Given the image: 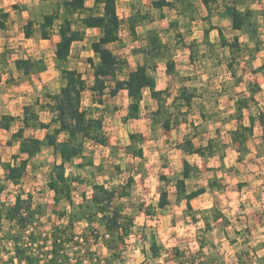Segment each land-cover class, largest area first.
<instances>
[{
    "label": "rangeland",
    "instance_id": "1",
    "mask_svg": "<svg viewBox=\"0 0 264 264\" xmlns=\"http://www.w3.org/2000/svg\"><path fill=\"white\" fill-rule=\"evenodd\" d=\"M58 1L61 0L48 2L0 0V9L10 13L5 25H0V72L2 74L12 72L14 67L13 70L15 69L18 74L14 60L19 57L42 58L47 65L46 71L42 74H34L30 77L20 75L21 78L18 80L9 77L8 74L5 75V82L0 84V94L7 91L8 82L11 83L10 85L22 84L18 92L23 91L26 94L29 99L27 102H35L36 99L45 102L48 99V93L58 92L63 85V79L55 65V49L59 40L58 28L55 26L50 39L41 38L38 31V22L42 19V15L51 12ZM152 1L118 0L122 30L119 40L108 46L119 59L127 62L124 69L118 72V77L125 78L138 64L146 63L150 73L157 80L158 88L166 89L171 94L168 104L183 87L190 92H196L197 96L193 99L191 107L180 106L184 103L177 102L174 111L177 112L181 123L173 133L179 135L187 132L183 140L187 136L196 137L195 142L197 143L205 138L204 142L207 144L208 136H219L220 142H223L220 136H227L236 126L235 120L224 125L229 115L234 113L235 100L244 94L248 95L249 88L254 83L260 84L262 89L257 93L256 101L251 102L250 107L244 110L245 119L249 122L251 114H256V116L259 113L264 114V70L255 72L256 68L264 64V0H220L212 6L211 10L201 0H186L178 2L177 9L165 8L164 18L160 17L159 10L153 8ZM232 2L237 3L242 9L248 7L254 11L253 20L258 29L257 39L261 48L259 51L255 49L256 43L250 33L235 30L230 18L222 14L224 5ZM15 5L19 6V9ZM93 5L94 0H89L87 6L92 8ZM135 15L139 19L133 31L130 23ZM143 15H149V18L142 19ZM30 18L36 21L37 32L33 37L26 38L24 26ZM176 21L177 25H170L171 22ZM211 25L215 28L210 30L207 38L204 30ZM76 27L83 28L80 23ZM219 29L223 31L227 40L233 41L235 37H238L241 42L242 49L236 54L233 68L228 66L233 54L228 47L221 45ZM151 30H156L163 42L167 44L168 56L166 58L155 59L152 55L143 52V49L147 47ZM99 35L98 28H86L84 39L74 43L68 60V65L81 72L89 85L93 83V67L89 58L97 60L92 50V42L97 40ZM167 58H171L175 63V70L171 74H168L166 70ZM232 71L235 72V76ZM105 100L106 105H101L92 99L90 91L84 92V108L91 114L103 118L108 139L107 145L87 139L84 144V154L92 158L96 164H103L107 171L114 169L115 164H120L123 173L119 178L114 179L116 183L124 181L135 168L138 171L141 170V173L135 174L132 196L130 202L126 204V211L135 218L134 235L130 238L129 247L125 253L126 264H174L177 261L173 251L175 247L181 249L184 256L194 258L199 246L200 237L198 236L203 234L204 224L194 222L191 216L194 211L183 209L177 202L174 185L160 179L163 172H170L169 175L173 173L175 176L178 174L179 157L175 155L178 152V144L182 143L178 140L181 136H163L165 130L160 126L151 131L150 121L146 117L153 112L157 104L151 98L148 89L145 91V98L142 102V116L137 120L124 121L129 103V97L125 91H120L115 98L107 95ZM20 104L21 102H18L17 106ZM201 111H205L209 116L208 121H203ZM40 115L44 120H50L52 117V113L48 111H42ZM262 130L260 123H257L255 139L260 140L258 136H262ZM132 132L143 135V140L138 142L137 146L145 148L144 164H141V159L134 158L127 149L131 143L129 135ZM35 134L40 135L41 132ZM61 138L65 139V134H62ZM250 144L253 153L246 154L243 162L240 163L234 157L238 164L232 167L234 170L231 174H224L221 177L226 185L230 184V187L219 203L232 218H239L240 215L245 214L239 206L241 195L237 190L238 183L241 182L244 193L250 192V197L252 194L255 200L264 198V143L263 141L257 143L253 139ZM13 156L10 157L9 151L0 153V158L4 157L5 160L12 159ZM229 156L228 161L230 162L233 157L231 154ZM59 159L52 148H45L33 159L28 174L18 187L12 185L11 182H5L4 171L0 167V178H3L2 184L6 186L0 192V205L14 201L17 190L30 191L35 203L41 204L44 210L38 228L41 233L48 232L53 224L65 223L66 219H61L56 211L70 209L66 199L59 204L55 203L54 191L48 186V181L59 170L57 168L60 164ZM81 161V158L76 159V162ZM67 166L69 167L68 173L77 174L76 166L71 164ZM92 173L91 178L100 181L108 175L107 172H97L93 167L81 170L83 178H90ZM87 187L86 184L75 181L73 196L76 202L81 201V192L87 191ZM163 188L168 190L172 202L165 209H159L158 200ZM230 201L233 202L230 203ZM147 208H150L151 214L146 212ZM235 222L238 223L237 220ZM4 228H9L6 221ZM217 228L222 229L223 225ZM152 235L162 247V256L158 260L151 259L150 255L146 256L142 251V248L148 249ZM211 238L212 233L205 236L208 240L206 244L211 243ZM218 238L219 236L214 237V239ZM5 248L12 250L8 239L1 241L0 259L13 254V251L6 252ZM98 252L102 258L107 255L106 250L99 249ZM202 255L207 264L206 254L202 253Z\"/></svg>",
    "mask_w": 264,
    "mask_h": 264
},
{
    "label": "trees",
    "instance_id": "2",
    "mask_svg": "<svg viewBox=\"0 0 264 264\" xmlns=\"http://www.w3.org/2000/svg\"><path fill=\"white\" fill-rule=\"evenodd\" d=\"M48 2L50 0H40ZM89 0H61L51 11L44 13L38 22L41 38L50 39L55 26L58 28L59 40L55 49V65L63 79V85L58 92L48 93V99L42 102L37 99L34 103L24 106L22 125L14 132L9 144L19 141V153L13 156L14 163L2 161L0 164L7 169L5 182H11L17 186L21 184L32 165V159L36 157L43 147L50 146L60 157L55 176L48 181V186L55 192L54 200L58 203L62 198L68 200L69 210H57L56 213L61 219H66L65 223L53 224L48 232L41 233L38 228L44 215L41 204L34 201V196L30 191L21 189L17 191L13 203L0 205V244L1 241L9 240L13 251L9 257L0 259V264H126L125 253L128 249V242L134 235L135 218L126 211L132 196V188L135 184V174L141 173L136 168L128 177L119 183L114 182L123 173L121 165L115 164L114 169L107 171L103 164H96L92 158L84 154V144L87 139L97 143L107 145L108 139L105 131L104 120L101 116L91 114L83 106L84 92L90 91L92 99L106 105L105 98H115L121 90H127L129 104L124 121L129 119H139L142 112V101L144 99V89L149 88L152 98L158 101V107L151 113V128L154 131L157 126L164 130H171L181 123L177 112L174 111L178 101H182L180 106H192L193 99L197 96L196 92H190L186 87L181 88L178 95L168 104L171 94L166 89L157 88V80L150 73L146 63L138 64L130 71L125 78L118 77V72L122 71L127 65L126 61L118 56L109 48L108 45L116 42L120 38L122 20L119 16L116 0H94L92 8L87 6ZM186 0H153V8L159 10L160 17L164 18V9H177L178 2ZM220 0H201V2L211 10L214 4ZM19 9V6L15 5ZM222 14L231 20L232 27L241 32H249L251 38L256 43L255 49L259 51L260 42L257 39L258 29L253 20L254 11L248 7L240 8L237 3H227L223 7ZM84 15V16H82ZM9 12L0 10V25H5ZM142 19L149 18V15L141 16ZM139 17L135 15L131 18V29L134 31ZM81 24L83 28L76 27ZM170 25H177L171 22ZM36 21L33 18L27 20L24 26L26 38L34 36L36 31ZM86 28H98L100 35L97 40L92 42V50L97 60L89 58L93 67V83L88 81L81 72L68 65L72 47L75 42L81 41L85 37ZM210 26L204 30L205 37L208 38ZM221 45L228 47L233 54L232 60L228 63L233 68V61L236 54L242 49L238 37L233 41L227 40L225 34L219 29ZM145 54L152 55L155 59L166 58L168 47L163 42L160 34L156 30L149 32L147 47L143 49ZM16 68L25 76L38 74L47 69V65L42 58L19 57L15 60ZM166 70L171 74L175 70V63L170 58L166 59ZM264 64L255 69V72L263 71ZM233 76H235V72ZM2 75L0 74V81ZM260 84L254 83L249 88V94L238 97L234 104V113L230 114L227 121L235 120L236 129L231 130L232 139L239 143L238 161L243 162L244 156L248 151L247 142L254 134L256 121L263 128L264 137V114L250 116L249 124L244 123V110L250 107L251 102H255V95L261 91ZM48 109L52 113L50 122L41 120L40 111ZM203 121H208L209 116L205 111H201ZM17 117L5 114L0 118V128L9 129L11 122ZM225 120V121H226ZM43 128L48 132L43 138L26 137L25 128ZM65 134L66 138L61 139ZM130 144L127 146L130 154L134 158L142 160L144 164L145 151L143 146H137L143 140V135L130 133ZM264 143V138H263ZM189 153H198L201 156L213 154V143L209 141L206 146H195L192 138L188 136L182 143L178 144ZM21 154H27L25 158H20ZM81 158V162L76 159ZM76 166L77 174L66 173V164ZM93 167L97 172H107V178L96 180L95 178H83L81 170ZM225 165L223 164V168ZM199 171L196 166L186 160L182 177L176 180L177 201L187 200V209L192 210L190 200L206 191L205 187L198 188L187 193L185 179L190 177L192 172ZM106 177V176H105ZM160 179L170 183L173 178L166 174H161ZM2 180V179H0ZM86 184L87 191L81 192V201L76 202L73 196L74 183ZM240 185V184H239ZM209 188L218 187L221 189L223 184L219 178L209 180ZM6 188L5 184L0 183L1 189ZM171 200L166 188L161 190L158 208L165 209L170 205ZM146 212L151 214L150 208ZM204 220L203 234L199 238V249L195 251L194 258L184 256V252L175 247L173 249L177 261L174 264H205L202 253L206 245L205 233L212 229L211 223L222 217L223 213L216 206L202 211ZM194 222H198L200 217L191 214ZM224 220L227 219L224 217ZM8 222L9 228H4V222ZM99 249L107 251L105 258L98 252ZM143 253L151 259L158 260L162 256V247L156 237L152 235L148 249L142 248ZM240 264H249L246 259L250 256L249 252L243 253Z\"/></svg>",
    "mask_w": 264,
    "mask_h": 264
},
{
    "label": "crops",
    "instance_id": "3",
    "mask_svg": "<svg viewBox=\"0 0 264 264\" xmlns=\"http://www.w3.org/2000/svg\"><path fill=\"white\" fill-rule=\"evenodd\" d=\"M3 12H5V11H3ZM15 60H14V66H15ZM13 68H12V72H9V73L7 72L6 74H2L0 72V74L2 75V80L0 81V84L5 82L4 79H5V75H7V74L9 75V77H11V78L13 77L16 80H18L19 78L22 77V75H23L22 72L19 71L15 66V68L19 71V73L17 74L15 72V69L13 70ZM43 72L38 73V74H42ZM20 75H21V77H20ZM33 75L34 74H32L31 76H33ZM23 76H25V75H23ZM25 77H30V76H25ZM10 84L11 83L8 82L7 91H5L3 94H0V118L5 114L14 115L17 118L11 122V126L9 129L0 128V153L2 151H9L10 157H11L12 155L19 153L20 143H19V141H14L12 144H9L8 140L11 139L12 134L14 132H16L19 129V127L22 125V116H23L24 106L26 104L34 103V102H27L29 99H28V97H26V94L23 93V91L18 92L20 87L23 86L22 84H12V85H10ZM157 88H158V85H157ZM147 89L149 90V88L144 89V92H143L144 98H145V91ZM158 89H160V88H158ZM121 91H125L127 93V90H121ZM149 93H150V90H149ZM256 95H255V98L257 97ZM127 96H128V93H127ZM150 96H151V93H150ZM151 98H152V96H151ZM152 99L155 100V103L157 104V106L153 110V111H155L158 107V101L154 98H152ZM143 101H144V99H143ZM18 102H21V104L19 106H17ZM42 111L50 112L48 109H44V110H41L40 113ZM251 115L256 116V114H251ZM141 116H142V112H141ZM40 117H41V115H40ZM150 117H151V114L148 117H146V119L150 121V127H151V118ZM249 118H250V116H249ZM41 120L44 122H50L51 121V119L50 120H44L42 117H41ZM135 120H137V119H135ZM231 121H234V120H231ZM229 122L230 121L226 120L224 125L226 126L227 124H229ZM244 123L249 124V122H247L245 119V115H244ZM257 123H259V122L256 121L253 136H251V138L247 142L248 151L246 154H252L253 153V148L251 147V144H250V142L253 139L256 140L257 143H260L261 141H263V138H264L263 136H258L260 138V140L258 138L255 139L257 137V136H255L256 135V129H257ZM179 126L173 128L171 130H165V134H163V136H181L178 138V140L183 142V138L187 132H185L184 134H179V135H176L173 133L174 130H176ZM236 127H237V122H236V126L234 129H236ZM151 131H153L152 128H151ZM37 132H41V134L40 135L35 134ZM47 132H48V129H43V128H33V127H26L25 128V136L26 137L35 136V137L43 138ZM262 134H263V130H262ZM218 137L219 136H210V137L208 136L207 137V140H208L207 143L209 141H212V143H213L214 152L211 155L201 156L198 153H189V152H186L185 150H183L182 148L177 147L178 152L175 156L179 157L178 169H177L178 174L175 176V175H173V173H171L169 175L168 173H170V172H163V173L168 175L169 177L173 178V180L170 183L173 184L174 187L176 188V196H177L176 180L178 178L182 177V172L184 170V162L187 160L191 164V166H195V167L197 166L199 168V171H197V172L193 171L191 173L190 177H187L185 179L186 187H187V193H189L193 190H196L198 188H201V187H205L206 191L190 200V203L192 206L191 211H194L193 213L196 214L197 217H200V220L198 222L199 223L203 222V224H204V220H203V218H201L203 216V212H202L203 210L210 209L211 207L216 206L223 213L222 217H220L219 219H217L216 221L211 223L212 229L205 233V236L208 235V233H212L211 243L210 244L207 243L203 247V251L206 254L205 257L208 259L207 264H240L241 256H242V258H244L243 253H245V252L250 253V256L248 257V259H246L249 264H264V198L262 197V198H259L258 200H255V198H252V194L250 197V195H249L250 192H247V194H245L244 190H243V184H241V182H240L237 184L238 185L237 190H238L239 194L241 195V198L239 201V206L243 210V213L245 212V214L240 215L239 216L240 219L238 217L232 218L223 209V207L220 204L221 203L220 199L222 196L227 194L229 187H230V184L226 185L225 180L222 179L221 177L224 174L225 175L231 174L232 170H234V169H232V167H234V165H237L238 162L240 163V161L236 162L234 160V157H236L238 160V156L240 153V151H239L240 145L238 142H235L232 139L231 132H229L227 134V136H220V138H223V140H222L223 142H220V139ZM196 139H197L196 137L192 138L195 146H200V145L206 146L207 145L204 142L205 138H203L202 142H199V143L195 142ZM48 147L52 148L50 146H45V147H43V150L45 148H48ZM259 147H260V145H259ZM144 151H145V148H144ZM230 154L233 157V159H231V161L229 162L228 158L230 157L229 156ZM26 156H27V154H21L20 158H25ZM0 159L2 161H11L12 163L15 162L13 158L5 160V158L2 157ZM33 159H32V161H33ZM58 161L61 162V159H59ZM68 164H66V173L67 174H68L67 170L69 168L67 166ZM223 164L225 165L224 168H223ZM0 167H2L1 164H0ZM30 167H31V165H29L26 175L28 174ZM2 169L4 171V174H3L4 177L3 178H6L8 171H7V169H5L3 167H2ZM223 170H225V171H223ZM25 176H24V178H25ZM3 178H0V179H2V180H0V183H2V181L4 182ZM214 178H219L220 182L223 184V187L221 189H218V187H215L214 189L209 188V186H208L209 180H212ZM11 184L18 187L17 185H15L13 183H11ZM17 191L15 192V196H16ZM54 195H55V192H54ZM246 195L247 196L249 195L248 196L249 198ZM64 199L65 198H62L58 202V204ZM170 200H171V198H170ZM219 200H220V203H219ZM224 201H228V200L224 199ZM13 202L14 201H12L10 203H13ZM171 202H172V200H171ZM177 202L182 206L183 209L184 208L187 209V200L186 199H182V200L177 201ZM232 202L233 201H230V203H232ZM196 209H199V210H196ZM65 210H69V208L68 209L66 208ZM224 217L227 219L226 221L224 220ZM235 220H237L238 223H236ZM220 225H223V228L218 230L217 227H219ZM215 236H219V238L214 239ZM199 237L200 236H198V238ZM207 241L208 240H206V242ZM208 244H209V246H208ZM199 247L200 246H198V249H199ZM234 255L238 258V261L236 263L235 262L233 263L230 261L231 256H234Z\"/></svg>",
    "mask_w": 264,
    "mask_h": 264
},
{
    "label": "built area",
    "instance_id": "4",
    "mask_svg": "<svg viewBox=\"0 0 264 264\" xmlns=\"http://www.w3.org/2000/svg\"><path fill=\"white\" fill-rule=\"evenodd\" d=\"M116 2H117V8L119 7V4H118V0H116ZM121 30H122V25H121V29H120V34H121ZM230 261L231 262H237L238 261V258L234 255V256H231V258H230ZM195 264H198V262H195Z\"/></svg>",
    "mask_w": 264,
    "mask_h": 264
}]
</instances>
